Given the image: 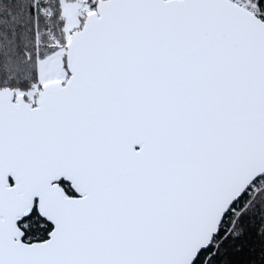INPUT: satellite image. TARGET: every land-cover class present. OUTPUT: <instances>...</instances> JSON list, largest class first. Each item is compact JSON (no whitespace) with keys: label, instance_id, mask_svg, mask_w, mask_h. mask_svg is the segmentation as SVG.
Here are the masks:
<instances>
[{"label":"snow or ice","instance_id":"1","mask_svg":"<svg viewBox=\"0 0 264 264\" xmlns=\"http://www.w3.org/2000/svg\"><path fill=\"white\" fill-rule=\"evenodd\" d=\"M0 264H264V0H0Z\"/></svg>","mask_w":264,"mask_h":264}]
</instances>
